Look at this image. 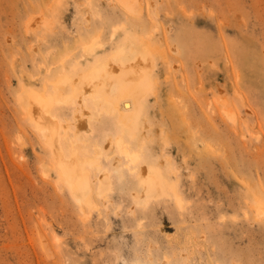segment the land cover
<instances>
[{"label": "rangeland", "instance_id": "obj_1", "mask_svg": "<svg viewBox=\"0 0 264 264\" xmlns=\"http://www.w3.org/2000/svg\"><path fill=\"white\" fill-rule=\"evenodd\" d=\"M136 57L147 76L139 105L100 75L99 99L63 90L55 101L62 75L87 79L97 63L131 75ZM30 92L50 98L88 198L59 182L24 108ZM117 95L128 97L114 111ZM137 111L135 136L124 137L138 161L117 152L113 163L117 115ZM139 164L167 185L143 192ZM255 206L264 207V0H0V264H264Z\"/></svg>", "mask_w": 264, "mask_h": 264}, {"label": "bare ground", "instance_id": "obj_2", "mask_svg": "<svg viewBox=\"0 0 264 264\" xmlns=\"http://www.w3.org/2000/svg\"><path fill=\"white\" fill-rule=\"evenodd\" d=\"M124 4L128 6L139 5L140 0H122ZM139 45L135 49L141 55H148V50L146 45L138 42ZM96 47V43L93 42L88 48H85L86 54H91ZM136 57L135 65L132 66L131 75H126L124 68L121 66H111L108 70L105 66L99 63L93 65L89 69L90 76L87 79H83L79 76L72 75H62L59 79L53 82V89L56 91V96L58 97L55 101H64V91H68L70 95L67 98L72 99V97L77 98L80 103L85 104V97L90 96L91 98L99 99L97 88L101 81H97L95 75L102 76L100 80L104 78L101 82L104 86H112L113 89H118L119 93L122 94L125 88H129L132 91L131 98L136 105L139 97L143 94L145 87L147 85V76L144 69L141 67L140 63L137 62ZM86 80V81H85ZM68 87V88H67ZM108 95V94H107ZM128 97V95H117L110 101L112 104V110L116 111L118 104L123 100V98ZM51 101L49 97L43 95V92H30L28 93V98L25 105L26 113L29 114L31 120L34 122L36 129L41 133V136L50 143L53 163L58 172L59 182H65L71 188L73 194L77 200H82L84 197L88 198L90 192L88 176L86 172H81L77 168L74 156H64V153L59 146V129L60 124L57 119L53 116L50 111ZM130 116V115H129ZM139 118V111L131 114L127 117L122 114L117 115L118 127L121 129V134L115 139L107 140V148L109 155L113 156V163L117 164L115 154L117 152L123 153L127 158L130 159L132 163L138 161L137 153L131 151L128 147V142L124 136L128 139L135 136L137 129V119ZM81 129H87V125L82 123ZM125 139V140H124ZM90 164H96L99 167L97 160H90ZM69 165V166H68ZM137 185L140 189L148 191L153 186H164L167 185L166 179L163 176L160 169L152 171L144 164H139L138 168L135 169ZM106 173L102 172L101 182L104 185ZM258 210V215L264 216V207L255 206Z\"/></svg>", "mask_w": 264, "mask_h": 264}]
</instances>
